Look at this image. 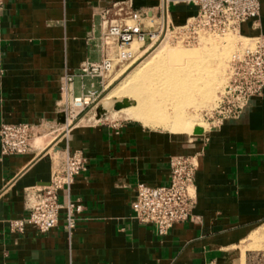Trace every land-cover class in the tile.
<instances>
[{
    "label": "crops",
    "instance_id": "1",
    "mask_svg": "<svg viewBox=\"0 0 264 264\" xmlns=\"http://www.w3.org/2000/svg\"><path fill=\"white\" fill-rule=\"evenodd\" d=\"M122 2L133 9L159 4L3 0L0 126L30 123L35 135L23 154L0 151V264H242L243 242L264 226V90L237 116L200 134H176L140 119L106 122V115L94 122L83 116L67 128L57 122L62 77L83 62L99 61L100 13ZM196 12L191 3L168 4L174 25ZM239 34L264 35V0L258 17L239 25ZM74 86L78 90L79 80ZM49 146L81 150L86 158V170L69 189V198L82 205L75 227L66 230L61 210L46 232L30 224L11 231L8 220L27 215L26 190L49 181ZM179 154L196 155V202L189 220L159 235L135 218L131 203L138 183H168L169 159Z\"/></svg>",
    "mask_w": 264,
    "mask_h": 264
},
{
    "label": "built area",
    "instance_id": "2",
    "mask_svg": "<svg viewBox=\"0 0 264 264\" xmlns=\"http://www.w3.org/2000/svg\"><path fill=\"white\" fill-rule=\"evenodd\" d=\"M170 3H191L197 6V12L184 24L174 25L168 13ZM2 5L3 0H0V9ZM259 12L260 0H159L154 9H133L128 2L112 4L99 16V61L83 62L77 72L65 73L61 79L57 109L65 116V128L80 112L96 104L107 87L106 78L113 67L134 59L133 42L139 43V48L143 45L151 47L163 40L194 45L206 34H239V25L257 18ZM250 38L252 45L229 61L227 80L210 116L213 125L237 116L250 98L261 95L264 90V35ZM76 80H79L78 90L74 86ZM33 128L30 123L1 124V154L27 152L35 135ZM48 155L51 159L49 181L26 190L27 215L8 220L11 231L23 232L30 224L40 232H46L57 225L61 210L64 211L66 230L71 233L75 227L76 214L82 210V205L69 198V189L74 177L86 170V158L81 150H55ZM169 167L167 184L148 186L138 183L131 203L135 218L144 224H152L159 235L166 234L173 224L189 220L196 202V155L171 156ZM60 191L64 192L62 202Z\"/></svg>",
    "mask_w": 264,
    "mask_h": 264
},
{
    "label": "bare ground",
    "instance_id": "3",
    "mask_svg": "<svg viewBox=\"0 0 264 264\" xmlns=\"http://www.w3.org/2000/svg\"><path fill=\"white\" fill-rule=\"evenodd\" d=\"M239 37L252 40L242 35H239ZM200 40L202 46L193 49L181 46L165 48V44H160L149 51L146 58L119 85L122 86L131 79H143L144 85L138 87L139 90H143L146 88V84H150L149 89L159 94L163 93V98L168 102L162 105L154 100L155 95L150 96L149 94L150 111L160 118L166 115L170 116L168 119L165 118L164 121L179 133L196 129L199 126L194 119L199 116L201 110L210 109L211 93L218 90L226 82V69L228 68L231 51L235 48L236 36L229 32L224 37H215V35L208 34L202 35ZM163 42L165 43V41ZM154 56L176 58L177 62L173 63L174 61L170 60L156 64L150 63L151 58ZM150 70L153 72L149 79H146L145 77H148ZM156 71H161L164 75L157 77L158 75H155ZM207 74H209V77H207ZM106 99H108V95L101 102ZM134 113L136 114V112ZM137 114H139L138 111ZM53 148L55 147H50V151Z\"/></svg>",
    "mask_w": 264,
    "mask_h": 264
},
{
    "label": "rangeland",
    "instance_id": "4",
    "mask_svg": "<svg viewBox=\"0 0 264 264\" xmlns=\"http://www.w3.org/2000/svg\"><path fill=\"white\" fill-rule=\"evenodd\" d=\"M227 33H224L222 35H215V37H217V36L218 37H224ZM229 33H233L236 36L235 48L233 51H231V55H230L231 56L230 60H231L233 55H235L238 52H241L242 49H244L248 46H251L252 40H247V39L241 38V37H239L240 34H236L234 32H229ZM212 36H214V35H212ZM163 41H165V40H163ZM163 41H161L162 43L159 42L158 44H155L151 47H147L146 45H143L140 48H139V43L133 42L131 45V48L134 52H136V56L134 57V59L130 60L129 62H126L124 64H116L113 67V69L111 70V72L109 73V75L106 78L107 87L104 90L103 94L100 96V98L98 99L96 104H94L91 107L80 112L76 117V121L81 119L83 116H85L84 121H86L88 118H90L89 122H94L96 120L95 118H97V117L100 118V117H102V115H106L108 117L107 119H104V121H106V122H111V121H115V120L123 119V118H127V119L131 118V119H138V120L140 119V120H143L144 122H146L147 124H149V126L161 127V128L167 129L170 132L176 133V134L192 135L194 129L190 128L191 129L190 131L179 133L178 131H176L172 127H170L167 124V122L164 121L165 118L168 119V117H170V116L166 115V116H162L160 118L159 116L154 115L150 111L151 108H149V94H150V96L155 95L154 100L157 103H159L160 105H162L164 103L167 104L168 101L167 100L165 101V99L163 98V95H164L163 93L159 94V93H156V92L152 91L151 89H149L151 87L150 84H146V88H144L143 90H139L138 87H140L141 85H144V83L142 82L143 79H141V80L131 79L132 82L128 81L125 84H123L122 86H119L120 83L123 80H125L127 75L131 71H133L146 58L149 51H152L153 49L158 47L160 44H162V45L165 44V48L172 47V46H178V47L181 46L184 48H188V49L192 48L193 49V48H199L202 46V43L200 42L201 40H199V42L197 44L189 45V46L182 45V44H175V43L172 44V43H168L166 41L164 43ZM122 53L125 54L127 52H122ZM154 57H155V59H154ZM154 57L151 58L150 63L156 64V63H161V62H167L170 60L174 61L173 63L177 62L176 58H174L175 59L174 60L173 58L172 59L171 58H164V57L160 58V56H154ZM156 59H158V60H156ZM179 60H181V59H179ZM228 66H229V64H228ZM152 72L153 71L150 70V74H148L147 75L148 77H145V78L149 79V76H151ZM226 74H227L226 75V80H227L228 68L226 69ZM155 75H158L157 77H159L160 75H164V74H162L161 71H156ZM207 77H209V74H207ZM224 84L218 90H215L213 93H211V95H210V98H211L210 109L209 110H206V109L201 110L199 116L194 119V121L198 122L199 126L198 127L196 126L197 128H203L202 130H204V129L208 128L209 125H211L212 118L210 116L213 112L212 110L216 106V102L218 100L220 92H222V90H223ZM158 86L160 88H162V86H160L159 84H158ZM127 87L128 88L131 87V88L128 90ZM152 93H154V94H152ZM107 95H108V99L101 102V100L104 97H106ZM122 99H128L131 102L130 105L123 107L117 111L113 110L112 105L114 104V102H116L118 100H122ZM140 110H141V113L143 112L142 114L140 113ZM137 111L139 114H137ZM134 112H136V114ZM56 133L57 132H55V134ZM188 135H186V136H188ZM50 146H49V149H50ZM46 150H47V148H46ZM53 150L55 151L56 149L53 148L50 151V153H53ZM242 248L244 250H247L246 260L244 262L242 261V264H264V226L259 228L253 234H251V236L243 242Z\"/></svg>",
    "mask_w": 264,
    "mask_h": 264
},
{
    "label": "water",
    "instance_id": "5",
    "mask_svg": "<svg viewBox=\"0 0 264 264\" xmlns=\"http://www.w3.org/2000/svg\"><path fill=\"white\" fill-rule=\"evenodd\" d=\"M130 103L131 102L128 99L118 100V101L114 102V104L112 105V109L113 110H119L123 107L130 105ZM57 117H58L57 122H59V123L65 122V116L62 112L59 113ZM201 132H202L201 128H196V129H194L193 134H200Z\"/></svg>",
    "mask_w": 264,
    "mask_h": 264
}]
</instances>
